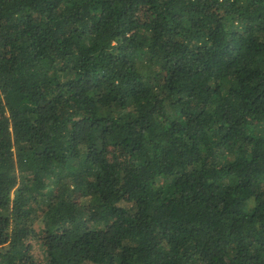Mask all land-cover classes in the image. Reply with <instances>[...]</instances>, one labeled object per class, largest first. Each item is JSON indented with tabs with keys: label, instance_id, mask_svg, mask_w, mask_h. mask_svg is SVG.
<instances>
[{
	"label": "trees",
	"instance_id": "trees-1",
	"mask_svg": "<svg viewBox=\"0 0 264 264\" xmlns=\"http://www.w3.org/2000/svg\"><path fill=\"white\" fill-rule=\"evenodd\" d=\"M36 221L43 264H264V0H0V264Z\"/></svg>",
	"mask_w": 264,
	"mask_h": 264
},
{
	"label": "rangeland",
	"instance_id": "rangeland-1",
	"mask_svg": "<svg viewBox=\"0 0 264 264\" xmlns=\"http://www.w3.org/2000/svg\"><path fill=\"white\" fill-rule=\"evenodd\" d=\"M34 228V234L37 236V238L33 239L31 242L32 246V252L34 256L36 257V260L39 262V264L44 263V256H45V250L43 248V245L41 243V240L39 239L40 236V229L42 228L41 221H36L35 224L33 225Z\"/></svg>",
	"mask_w": 264,
	"mask_h": 264
}]
</instances>
